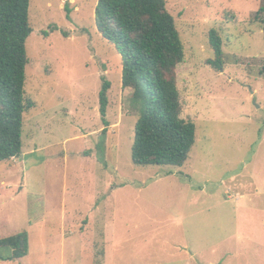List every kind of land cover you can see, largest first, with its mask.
<instances>
[{
	"label": "rangeland",
	"instance_id": "obj_1",
	"mask_svg": "<svg viewBox=\"0 0 264 264\" xmlns=\"http://www.w3.org/2000/svg\"><path fill=\"white\" fill-rule=\"evenodd\" d=\"M97 1L30 0L35 107L21 155L0 162V239L25 232L29 248L0 264H264V0H166L185 53L181 118L196 126L182 167L132 163L139 111ZM211 30L222 70L206 64Z\"/></svg>",
	"mask_w": 264,
	"mask_h": 264
},
{
	"label": "trees",
	"instance_id": "obj_2",
	"mask_svg": "<svg viewBox=\"0 0 264 264\" xmlns=\"http://www.w3.org/2000/svg\"><path fill=\"white\" fill-rule=\"evenodd\" d=\"M166 0H98L94 22L100 35L121 58V86L131 91L139 115L134 125L131 161L136 166L182 167L195 144L196 126L182 119L177 67L185 53L175 19ZM30 0H0V162L21 155L25 113L35 103L25 92L29 63L26 41L32 32ZM259 13H264V7ZM213 58L206 64L222 70L221 39L209 32ZM264 71V68H263ZM108 82L99 92V111L105 116ZM25 232L0 239V261L28 254Z\"/></svg>",
	"mask_w": 264,
	"mask_h": 264
},
{
	"label": "crops",
	"instance_id": "obj_3",
	"mask_svg": "<svg viewBox=\"0 0 264 264\" xmlns=\"http://www.w3.org/2000/svg\"><path fill=\"white\" fill-rule=\"evenodd\" d=\"M59 7H60L61 9H63V6H62L61 4L59 5Z\"/></svg>",
	"mask_w": 264,
	"mask_h": 264
}]
</instances>
